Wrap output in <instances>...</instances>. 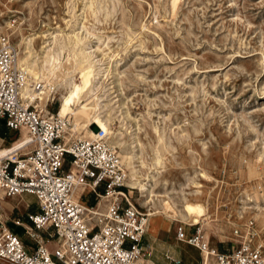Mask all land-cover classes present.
<instances>
[{
  "label": "rangeland",
  "instance_id": "1",
  "mask_svg": "<svg viewBox=\"0 0 264 264\" xmlns=\"http://www.w3.org/2000/svg\"><path fill=\"white\" fill-rule=\"evenodd\" d=\"M0 33L29 60L66 46L55 92L36 102L57 114L73 85L80 100L94 92L82 121L110 130L147 224L264 248V0H0Z\"/></svg>",
  "mask_w": 264,
  "mask_h": 264
},
{
  "label": "built area",
  "instance_id": "2",
  "mask_svg": "<svg viewBox=\"0 0 264 264\" xmlns=\"http://www.w3.org/2000/svg\"><path fill=\"white\" fill-rule=\"evenodd\" d=\"M25 80V71L16 66L14 48L0 33V127L14 137L26 128L32 145L28 149L17 145L0 154V192L3 197L32 195L36 204L35 211L26 213L29 245L0 218V259L10 264H147L148 251L141 246L147 214L129 201L125 173L104 132L93 128L92 137L65 142L68 120L37 104L39 83L32 85L36 92L32 99L22 98ZM74 184L89 186L79 198L91 193L96 202L86 205V200H74ZM99 195L110 196L102 211L95 208ZM37 232L55 239L57 245L47 249ZM174 232L178 241L198 250L197 264L202 263L204 249L211 264H264L262 246L238 242L220 250L210 246L197 227L184 231L177 224ZM164 258L169 264L180 263L168 254Z\"/></svg>",
  "mask_w": 264,
  "mask_h": 264
},
{
  "label": "bare ground",
  "instance_id": "3",
  "mask_svg": "<svg viewBox=\"0 0 264 264\" xmlns=\"http://www.w3.org/2000/svg\"><path fill=\"white\" fill-rule=\"evenodd\" d=\"M10 43H11V41H10ZM11 45H12V47L15 50L16 66L19 67V68H22L25 71V73H26L25 83L23 84L22 88L20 89L21 97L22 98L29 97L30 99H32L33 98L32 94L36 93V92H34V88H33L32 85L35 84V83H39L41 86L39 87L38 98H42V97H44V99L49 98V96H51V94H53L55 92V88L53 87V82H52L55 72H59L61 69H64L63 65L65 64V60L63 59L62 55H63L64 50L66 49V46H64V48L60 47V49H57L55 54L52 53V52H50V53H46L45 52V55H43L42 57H35L32 60H29L28 57H26V58L20 57L19 58L20 51H19V54H18V51L14 47V45L12 43H11ZM85 56L88 57V55H86V54H85ZM112 62L113 61H111V63ZM53 65H55V70H54L55 72L51 73L52 70H50V68H51L50 66H53ZM80 67L83 68L79 64L77 68L79 70L83 71V69H81ZM93 67H94V64L93 65H89L88 69L89 68H93ZM83 86L84 85H82L81 83L73 85L69 95L64 97V105H63V108L61 110V113H57L56 114V115H58L61 118H66L67 120H68V117L66 115H68L70 117V119L68 120L69 125H66L64 127V134L63 135H66L67 132H70L71 133L70 135L73 137V136H75V132H77L79 134L77 136V138H79V139H82L83 137H85L87 135L88 136L86 138H90L92 136H89V135H93L94 132L92 131V128H89V127H94L95 126L96 130L98 128H100L104 132L106 143L111 148H113L114 151H115L114 146L109 142V139H108V135L111 134L110 130H108L102 123L100 124L99 121H97V116L95 118H93L92 121L91 120L90 121H82V115L83 114H87V106L88 107L90 106V101L93 99V96H94V92L88 93L83 100H80V98L76 95V93L81 94ZM46 105H47V103H46ZM45 107L43 109H46ZM68 127H69V129H67ZM23 131L25 132L24 138L26 137L25 138V142H26L25 147L30 148L32 145H31V142L29 141L26 128L21 127L18 135H20L21 132H23ZM81 135H84V136L80 137ZM83 139H85V138H83ZM22 148H23V146H22ZM6 152H10V151H0V154L6 153ZM122 156H123L122 158L129 159V161H130V162L128 161V165L129 166H130V164H131L132 167L134 166V161H133L134 158H133V156H131L129 158L128 154L126 153V151L123 152ZM124 173H125V179L123 181V186L125 187V183H126V181L128 179H129L128 182H133L131 184L136 186L137 185L136 184L137 179H134V178H131L130 176H127L125 171H124ZM134 186H133V189H135ZM138 187H140V191H142V190L144 191L145 190L143 188V185H140V182L138 183ZM83 189L84 190L85 189L88 190L89 186L82 185V184H74L71 187V196H72V198L74 200H76L75 197H77L78 196L77 194H79L81 191H83ZM83 192H82V194H84ZM0 194H1V192H0ZM1 196H2V194H1ZM97 198L100 199V201L97 202L98 204H97V206L95 208L97 210H99V211H102L105 207L108 206V204L110 202V196L109 195H107V196L99 195ZM78 200H79V202L81 201L80 198ZM81 204H83V206H85L84 203H81ZM85 207H87V206H85ZM155 210H157V209H152V210L150 209L148 217L149 216L151 217V215L155 214L156 213ZM151 211H155V212L151 213ZM189 211H190V217H194V216H196V214H199V215L201 214L200 211H198L196 213H194L192 210H189ZM182 219H184V218H182ZM146 225H147V222H146ZM181 228H182V226H181ZM145 229H146V227H145ZM46 244H47V246L56 245V244H48V243H46ZM207 251L208 250L204 249L203 252L201 253V258H203V262L201 264H209V262H210L211 256L208 255ZM202 254H203V256H202ZM0 261L4 262V260L2 261V259H0Z\"/></svg>",
  "mask_w": 264,
  "mask_h": 264
},
{
  "label": "crops",
  "instance_id": "4",
  "mask_svg": "<svg viewBox=\"0 0 264 264\" xmlns=\"http://www.w3.org/2000/svg\"><path fill=\"white\" fill-rule=\"evenodd\" d=\"M9 133L10 131L0 127V151H12L17 145L23 146V149H28V147H25L26 137L22 138V132L20 135L13 137V139L7 145H4L5 138ZM86 191L87 190L84 192L81 191L79 194H82V192L85 193ZM10 201H13V203L16 205L19 204L20 210L17 211L14 204H12ZM35 210V198L32 195L18 194L17 196L13 195L3 197L0 194V218L4 221L5 225L11 232L21 237L25 245H29L31 243L29 238H27L25 235L26 228L30 227V223L26 219V213L33 212ZM16 212L17 214H15ZM156 226L157 223L148 222L147 229H145V233L141 239V246L144 250L148 251V255L145 257L147 264H169L164 258V254H168L172 258L178 259L180 261L179 264L198 263V250L191 245L178 241L174 236L175 227L172 229L170 225L168 229H163ZM40 234L43 233L37 232V235L42 239ZM43 242L49 250H51L55 245L47 246L46 243L57 245L55 239H45ZM217 248L224 250L221 245H218ZM193 254H196L195 258L192 256Z\"/></svg>",
  "mask_w": 264,
  "mask_h": 264
},
{
  "label": "trees",
  "instance_id": "5",
  "mask_svg": "<svg viewBox=\"0 0 264 264\" xmlns=\"http://www.w3.org/2000/svg\"><path fill=\"white\" fill-rule=\"evenodd\" d=\"M91 204H92V203H91ZM91 204H90V205H91Z\"/></svg>",
  "mask_w": 264,
  "mask_h": 264
}]
</instances>
